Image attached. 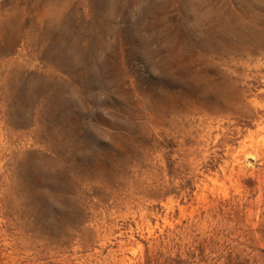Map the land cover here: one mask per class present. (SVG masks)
<instances>
[{
  "label": "rangeland",
  "instance_id": "rangeland-1",
  "mask_svg": "<svg viewBox=\"0 0 264 264\" xmlns=\"http://www.w3.org/2000/svg\"><path fill=\"white\" fill-rule=\"evenodd\" d=\"M0 264H264V0H0Z\"/></svg>",
  "mask_w": 264,
  "mask_h": 264
}]
</instances>
